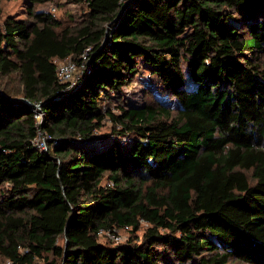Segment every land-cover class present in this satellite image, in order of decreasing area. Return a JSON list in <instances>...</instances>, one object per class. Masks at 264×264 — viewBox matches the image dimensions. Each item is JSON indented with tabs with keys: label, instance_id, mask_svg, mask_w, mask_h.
<instances>
[{
	"label": "trees",
	"instance_id": "trees-1",
	"mask_svg": "<svg viewBox=\"0 0 264 264\" xmlns=\"http://www.w3.org/2000/svg\"><path fill=\"white\" fill-rule=\"evenodd\" d=\"M49 1L0 23L3 264H264V0H65L76 24L35 8ZM67 60L85 66L61 82ZM140 65L177 107H98ZM156 183L159 223L133 210Z\"/></svg>",
	"mask_w": 264,
	"mask_h": 264
},
{
	"label": "rangeland",
	"instance_id": "rangeland-1",
	"mask_svg": "<svg viewBox=\"0 0 264 264\" xmlns=\"http://www.w3.org/2000/svg\"><path fill=\"white\" fill-rule=\"evenodd\" d=\"M27 1L28 0H0V23L5 16L10 14H16L22 17L24 8H26ZM35 8L38 10L50 12L54 18L71 24L79 23L81 21L83 12L85 11V9L81 5H75L73 3L66 2L65 0H51L44 4L36 5ZM78 75L79 74H76L74 76V80L77 79ZM147 92L153 93L159 101L166 102L173 107H177V103L175 101L170 100V98L166 96L164 92L160 91L159 89H155V84L152 81V77H150L149 73L143 70L142 65L139 66V72L134 76L133 81L124 86L119 95H111L109 101L105 100L104 97L100 95L97 97L96 101L98 107H101L104 110L110 109L113 112L118 113L117 106L119 105H123L126 107L131 105L138 106L147 99H151L152 97H145ZM82 112L85 115L89 114L87 109H84ZM37 118L39 119L40 117L38 116ZM110 126V123L108 121H105L101 129L96 133L97 138L104 142H111L115 140L114 135H112L109 131ZM126 141H128V139ZM158 186H164V184L156 183L154 186H152L148 191V193H150L148 194L147 199L144 202H141L138 205L134 206L133 210L137 213H143L149 218L151 222L159 223L163 219V216H168L171 214V212L163 201L155 197V188ZM149 225L150 224L146 219H142L140 221L138 230L135 232V236H137V238H140L143 234L144 229ZM118 231L120 236V240L118 242H115L105 236H102L99 241L113 246L116 244L125 243L132 236L129 229H120ZM0 264H3L1 258ZM228 264L244 263L230 261Z\"/></svg>",
	"mask_w": 264,
	"mask_h": 264
},
{
	"label": "built area",
	"instance_id": "built-area-1",
	"mask_svg": "<svg viewBox=\"0 0 264 264\" xmlns=\"http://www.w3.org/2000/svg\"><path fill=\"white\" fill-rule=\"evenodd\" d=\"M82 60H85V57H82ZM85 63L82 62L80 65L81 70L78 71V67L76 63L72 60H67L65 62H60L58 64L57 68V75L61 82H68V81H74V76L82 71L84 69ZM78 78V77H77ZM73 82L69 84V87L72 86ZM36 108H39L40 105L36 104ZM38 117V115H37ZM50 139V137L47 134H38V136L32 141L33 147L40 151H46L47 150V141ZM129 141V139H128ZM54 145V143H52ZM121 230H127L129 227L125 226L123 228H120ZM118 228H111L105 231H99L98 234L100 236L108 237L109 239L118 242L120 240L119 231ZM5 264H13L11 261H7ZM37 264V263H35Z\"/></svg>",
	"mask_w": 264,
	"mask_h": 264
}]
</instances>
